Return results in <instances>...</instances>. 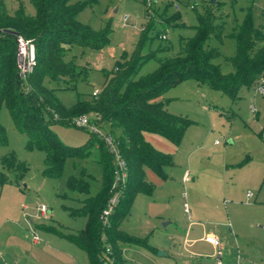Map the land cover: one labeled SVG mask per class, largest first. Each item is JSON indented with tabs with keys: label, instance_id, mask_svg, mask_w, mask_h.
Instances as JSON below:
<instances>
[{
	"label": "rangeland",
	"instance_id": "374dc122",
	"mask_svg": "<svg viewBox=\"0 0 264 264\" xmlns=\"http://www.w3.org/2000/svg\"><path fill=\"white\" fill-rule=\"evenodd\" d=\"M4 3L10 11L24 5L26 13L34 12L28 0ZM209 9L226 20L223 37L209 40V45L221 52L215 63L224 73L233 72L231 59L237 41L232 32L248 12L255 25L264 29V0H216L215 4L212 0H97L77 18L96 30L109 21L110 41L100 50L73 46L66 58L92 70L87 80L77 81L74 89H58L56 95L68 107L78 99H91L92 91L101 88L104 69H112L122 53L135 49L140 30L147 24L151 41L143 54L161 57L179 53L181 39L195 35L199 16ZM124 16L127 25L122 24ZM161 33L166 34V40L157 38ZM160 46L169 49L158 51ZM157 66V59L151 57L141 65L139 75ZM262 80L256 86L242 87L236 100L193 79L163 95L171 113L193 123L178 145L156 134L146 135L153 147L171 156L172 164L164 167L165 177L146 170L152 193L136 195L119 225L153 247L126 244L122 248L125 264H208L191 251L212 253V249L190 247L186 251L181 245L183 237L177 238L192 221L201 225L190 226L191 237L215 230L226 243L230 250L223 256L230 261L226 264H264V95L258 88ZM45 85L57 88L62 83L46 79ZM0 123L6 135V142L0 143V264H89L86 253L60 235L76 233L86 225L84 216L72 213L85 195L69 191L66 179L84 172L92 195L102 186L96 141H91L88 157H69L59 176H46L42 172L44 152L26 148V136L15 129L5 105L0 109ZM50 128L70 146L83 145L91 137L72 125L53 123ZM10 152L27 167L23 175L2 164L1 158ZM249 192L253 193L250 198ZM185 203L189 214L183 211ZM42 205L44 213L39 211ZM33 233L40 238L37 243L32 240ZM160 251L166 255L160 256Z\"/></svg>",
	"mask_w": 264,
	"mask_h": 264
},
{
	"label": "trees",
	"instance_id": "16d2710c",
	"mask_svg": "<svg viewBox=\"0 0 264 264\" xmlns=\"http://www.w3.org/2000/svg\"><path fill=\"white\" fill-rule=\"evenodd\" d=\"M28 2L33 14L26 13L24 5L10 11L4 0H0V109L2 105L7 107L15 129L26 136L27 149L44 152L42 172L46 176H59L69 157H88L91 141H96L102 165V186L92 195L84 172L79 177L70 175L66 179L69 191L85 195L80 207L72 213L84 216L86 225L76 233L60 236L82 249L89 264H125L122 244L153 247L145 239L121 230L119 225L129 214L136 195L152 193L146 169L165 177L164 167L172 164L171 156L153 147L146 135L156 134L178 145L193 123L185 116L169 112L166 101L159 97L179 83L193 79L199 85L223 92L232 100L238 99L242 87L256 86L264 78V29L255 25L251 12L243 23L236 25L232 32L237 41L236 54L231 59L234 71L224 73L215 63L220 50L209 45L211 37L222 38L225 30L226 20L220 19L214 10L200 15L195 35L182 38L180 52L168 56L143 54L151 41L148 35L151 28L147 24L140 30L135 49L130 54L122 53L112 69H104L99 93L91 95V99H78L68 107L60 101L56 90L74 89L77 81L87 80L92 68H81L74 58L67 59L66 55L73 46L92 50L107 46L111 34L109 21L96 30L77 18L80 11L97 0ZM11 31L31 38L35 44L36 64L25 81L17 75L16 40L9 34ZM168 49L158 47V51ZM151 57L157 59L158 66L139 75L141 65ZM46 79L61 82L62 86L50 88L45 85ZM93 111L99 112L109 124L128 166L120 202L106 226L101 224L99 214L110 195L113 164L102 141L90 134L85 144L70 146L50 128L53 123L70 125L72 118ZM5 142V129L0 123V143ZM1 162L18 170L20 175L27 169L12 152L4 155ZM107 246L109 253L105 252Z\"/></svg>",
	"mask_w": 264,
	"mask_h": 264
},
{
	"label": "built area",
	"instance_id": "2783aa9c",
	"mask_svg": "<svg viewBox=\"0 0 264 264\" xmlns=\"http://www.w3.org/2000/svg\"><path fill=\"white\" fill-rule=\"evenodd\" d=\"M176 8L177 5L175 6ZM191 8H195L194 5ZM122 24H128V17L124 16L122 18ZM15 36L16 40V69L17 75L20 79L25 81L28 75L33 71V68L36 64V55H35V44L31 38H25L19 34H12ZM160 40H166V34L161 33L159 35ZM259 91L264 95V79L262 80L261 85L258 87ZM100 90L95 89L92 91L91 95L96 96ZM70 125L84 129L90 134L96 135L102 141L106 151L108 152L111 162L113 164V179L110 185V195L106 201L104 208L99 214V220L103 226H106L109 223V218L114 212L116 206L120 202L124 186L126 184L128 176V166L125 158L123 157L121 150L119 148V143L116 137L109 130V124L103 119L102 115L99 112L93 111L86 114L79 115L72 118ZM220 141L217 140L216 144H219ZM248 197H252L253 193L249 192ZM186 212H189V206L186 203L185 206ZM40 213L46 211L44 205L40 206ZM32 240L38 242L40 240L39 236L33 233ZM205 240L215 246L217 249L216 256L218 258L217 264H223L221 260L222 248L221 241L217 236L207 235ZM106 253H109V247L105 249Z\"/></svg>",
	"mask_w": 264,
	"mask_h": 264
},
{
	"label": "crops",
	"instance_id": "0c3cea01",
	"mask_svg": "<svg viewBox=\"0 0 264 264\" xmlns=\"http://www.w3.org/2000/svg\"><path fill=\"white\" fill-rule=\"evenodd\" d=\"M159 99L162 100L163 99V96L159 97ZM168 111L171 112L170 109H168ZM146 139H147V136H146ZM146 170H149V169H146ZM145 174H146V171H145ZM146 178H147V176H146ZM248 198H250V197H248ZM185 204H183V206H185ZM183 211H185V213H188V214L190 213V211L189 212H186L185 208H183ZM167 224H169V223H164L163 225L166 226ZM195 224L198 225V226L201 225V223L199 221H192L188 225V228L186 229V232L183 233V235H177V238L179 237V239L183 237L182 242H181V245L183 247V250L189 251V248L190 247L197 248L198 250L199 249H205V250L212 249L213 250L212 253H201L199 251H196V252L195 251H191V254L193 256H195V257L200 258L201 260L202 259H205V261H207L208 264H217L218 258L216 256V252H217V249L218 248H216L215 246H213L212 244H210L209 242H207L205 240V237L207 235H214V236H217L219 238V240L221 241V248H222L221 260H222L223 264L230 263V261L228 259H225V260L223 259V256L226 254L225 252L227 251L228 254H230V250L227 248L226 243L216 233L215 230L210 231V232H206L204 230V234L195 233V236L194 237H191L190 236L191 235V227L190 226L191 225H195ZM236 235L238 236L239 234L236 233ZM34 243H37V242H34ZM124 246H126V244H122L121 249ZM165 255H166V253L165 254H161L160 256H165Z\"/></svg>",
	"mask_w": 264,
	"mask_h": 264
},
{
	"label": "water",
	"instance_id": "95a60500",
	"mask_svg": "<svg viewBox=\"0 0 264 264\" xmlns=\"http://www.w3.org/2000/svg\"><path fill=\"white\" fill-rule=\"evenodd\" d=\"M215 2H216V0H212V4H215ZM158 254H159V255H161V254H165V252L160 251V252H158Z\"/></svg>",
	"mask_w": 264,
	"mask_h": 264
}]
</instances>
